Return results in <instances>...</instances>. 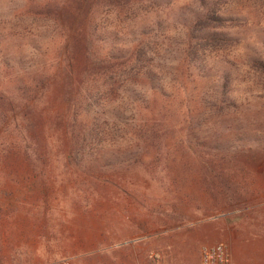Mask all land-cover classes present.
I'll list each match as a JSON object with an SVG mask.
<instances>
[{
  "label": "rangeland",
  "instance_id": "374dc122",
  "mask_svg": "<svg viewBox=\"0 0 264 264\" xmlns=\"http://www.w3.org/2000/svg\"><path fill=\"white\" fill-rule=\"evenodd\" d=\"M66 1L0 0V264H199L208 235L233 264H264V0L94 2L98 53L140 59L117 95L84 105L79 138L52 123L40 151L25 121L62 107ZM202 26L226 40L200 41Z\"/></svg>",
  "mask_w": 264,
  "mask_h": 264
},
{
  "label": "trees",
  "instance_id": "16d2710c",
  "mask_svg": "<svg viewBox=\"0 0 264 264\" xmlns=\"http://www.w3.org/2000/svg\"><path fill=\"white\" fill-rule=\"evenodd\" d=\"M31 1L35 13L50 11V0ZM96 1L101 0H67L61 6L55 7V14H58L56 20L68 27L70 38L65 45L66 61L64 64H62L63 62L58 63V69H56V73L59 72V78L56 83L57 87H55L58 90L56 89L55 93L57 100L62 104L60 112L52 118L50 108H42L25 121V140L40 151L46 146L51 147L48 130L52 123L63 128V137L79 138L84 132V126L81 123L85 120L80 115L87 116L89 114V110L84 105H94L99 99H108L112 95H117L121 86V77L124 71L129 69V61L137 62V59H140L133 49L121 50L120 54L114 55L104 51L99 54V49L94 48L90 13L92 5ZM216 19L218 20V18ZM204 27L202 26V30H200V41L216 44L226 40L221 34L206 33L203 30ZM192 54L196 59H199L197 48ZM44 68L38 69L35 76L45 75ZM92 76L101 78L104 83L100 86H93ZM45 82L46 79L42 77L38 83L33 85L36 88L39 86L38 84L43 85ZM102 90L104 91L102 92ZM78 121L80 124L77 125ZM73 148L72 142L68 149L73 150ZM219 162L223 164L229 161L223 157L219 159ZM219 169L222 175L228 172ZM216 174L222 177L221 174Z\"/></svg>",
  "mask_w": 264,
  "mask_h": 264
},
{
  "label": "built area",
  "instance_id": "2783aa9c",
  "mask_svg": "<svg viewBox=\"0 0 264 264\" xmlns=\"http://www.w3.org/2000/svg\"><path fill=\"white\" fill-rule=\"evenodd\" d=\"M154 264H163L158 253H152ZM45 264H71L69 259L54 260ZM200 264H233L230 251L224 242L212 246H204L201 250Z\"/></svg>",
  "mask_w": 264,
  "mask_h": 264
},
{
  "label": "crops",
  "instance_id": "0c3cea01",
  "mask_svg": "<svg viewBox=\"0 0 264 264\" xmlns=\"http://www.w3.org/2000/svg\"><path fill=\"white\" fill-rule=\"evenodd\" d=\"M224 236L230 239V245H231L230 250H231V253L233 254L235 262H236L237 258L239 257V254H240V251L238 249V248H240L239 244L234 237H231L228 234H224ZM204 241H205V243H207L208 246H212L215 243H217V238L214 237L213 235H211V237H209V235H208V237L206 239H204ZM253 244L257 248V242L254 241ZM135 264H138V263L136 262ZM199 264H200V262H199ZM236 264H237V262H236Z\"/></svg>",
  "mask_w": 264,
  "mask_h": 264
}]
</instances>
